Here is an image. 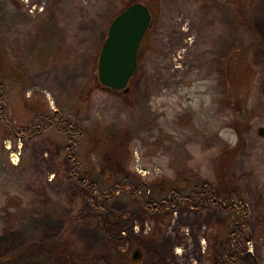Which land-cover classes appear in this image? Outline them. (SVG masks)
I'll return each mask as SVG.
<instances>
[{"label": "rangeland", "instance_id": "1", "mask_svg": "<svg viewBox=\"0 0 264 264\" xmlns=\"http://www.w3.org/2000/svg\"><path fill=\"white\" fill-rule=\"evenodd\" d=\"M130 1L0 0V264H264V0Z\"/></svg>", "mask_w": 264, "mask_h": 264}, {"label": "water", "instance_id": "2", "mask_svg": "<svg viewBox=\"0 0 264 264\" xmlns=\"http://www.w3.org/2000/svg\"><path fill=\"white\" fill-rule=\"evenodd\" d=\"M148 7L134 3L110 23L97 61V80L108 90L124 91L136 73L138 52L151 25ZM264 136V129H259Z\"/></svg>", "mask_w": 264, "mask_h": 264}, {"label": "trees", "instance_id": "3", "mask_svg": "<svg viewBox=\"0 0 264 264\" xmlns=\"http://www.w3.org/2000/svg\"><path fill=\"white\" fill-rule=\"evenodd\" d=\"M139 1L137 0H131L130 3L127 5V7L131 4H134V3H138ZM132 80V79H131ZM230 206L234 207L235 209H237L238 211L242 209V202L240 200H238L237 202L235 203H232L230 201Z\"/></svg>", "mask_w": 264, "mask_h": 264}, {"label": "flooded vegetation", "instance_id": "4", "mask_svg": "<svg viewBox=\"0 0 264 264\" xmlns=\"http://www.w3.org/2000/svg\"><path fill=\"white\" fill-rule=\"evenodd\" d=\"M144 40V39H143ZM142 45V44H141Z\"/></svg>", "mask_w": 264, "mask_h": 264}]
</instances>
